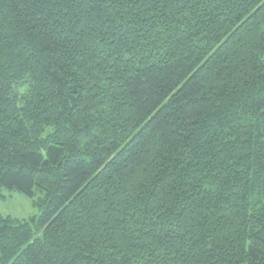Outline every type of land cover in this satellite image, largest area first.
Masks as SVG:
<instances>
[{
  "label": "trees",
  "instance_id": "16d2710c",
  "mask_svg": "<svg viewBox=\"0 0 264 264\" xmlns=\"http://www.w3.org/2000/svg\"><path fill=\"white\" fill-rule=\"evenodd\" d=\"M2 187L0 264H264V0H0Z\"/></svg>",
  "mask_w": 264,
  "mask_h": 264
},
{
  "label": "rangeland",
  "instance_id": "374dc122",
  "mask_svg": "<svg viewBox=\"0 0 264 264\" xmlns=\"http://www.w3.org/2000/svg\"><path fill=\"white\" fill-rule=\"evenodd\" d=\"M37 196L40 195H36ZM43 209L34 204L27 194L15 189H0V212L3 216H11L20 220L39 219ZM37 228L36 224H33Z\"/></svg>",
  "mask_w": 264,
  "mask_h": 264
}]
</instances>
